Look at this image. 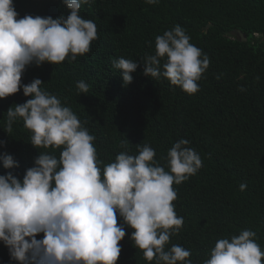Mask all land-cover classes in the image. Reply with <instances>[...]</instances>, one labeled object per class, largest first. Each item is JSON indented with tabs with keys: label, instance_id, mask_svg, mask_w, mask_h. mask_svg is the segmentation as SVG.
<instances>
[{
	"label": "trees",
	"instance_id": "trees-1",
	"mask_svg": "<svg viewBox=\"0 0 264 264\" xmlns=\"http://www.w3.org/2000/svg\"><path fill=\"white\" fill-rule=\"evenodd\" d=\"M14 5L19 17L69 14L62 0H14ZM80 15L97 25L90 52L75 61L32 64L22 84L39 78L43 91L70 107L96 137L98 159L105 165L120 152L136 155L147 144L167 170L168 150L182 138L189 141L187 147L196 150L203 166L173 185L178 193L173 204L184 225L166 247L179 244L191 251L193 264H203L218 239L250 229L264 251V0H160L157 5L94 0L81 6ZM177 24L210 59L193 95L166 78L144 75L143 59L155 54V37ZM120 57L139 65L131 83L125 84L113 67ZM81 80L89 86L87 93L77 89ZM30 98L21 89L0 99V140L6 142L0 154L7 152L19 163L11 170L0 165V174L12 171L22 179L40 152L60 155L61 149L34 147L20 118L7 133L8 109ZM241 183L247 185L244 191ZM118 223H123L119 217ZM125 230L117 264H155L135 246L133 229L125 225ZM0 264H9L2 245Z\"/></svg>",
	"mask_w": 264,
	"mask_h": 264
},
{
	"label": "clouds",
	"instance_id": "clouds-1",
	"mask_svg": "<svg viewBox=\"0 0 264 264\" xmlns=\"http://www.w3.org/2000/svg\"><path fill=\"white\" fill-rule=\"evenodd\" d=\"M92 2L62 0L69 14L53 18L19 17L14 0H0V99L21 89L31 97L8 109L7 133L20 118L32 133L34 147L61 149L59 157L40 152L22 179L12 171L0 174V245L8 251L9 264H117L127 225L146 261L193 264L190 250L179 244L166 247L184 225L173 204L178 196L173 185L203 166L196 150L187 147L189 141L182 138L168 150L167 170L147 144L136 155L122 151L105 165L98 159L96 137L70 107L43 91L39 78L22 84V75L32 64L75 61L90 52L98 39L97 25L84 19L80 9ZM145 2L157 5L160 0ZM190 41L179 24L157 35L155 54L143 59L144 75L166 78L189 95L197 93L210 59ZM113 67L128 84L139 65L120 57ZM76 86L80 93L89 90L83 80ZM5 144L0 140V147ZM0 165L5 170L19 167L7 152L0 154ZM246 187L240 184L241 191ZM203 264H264V251L256 232L244 229L218 239Z\"/></svg>",
	"mask_w": 264,
	"mask_h": 264
},
{
	"label": "water",
	"instance_id": "water-1",
	"mask_svg": "<svg viewBox=\"0 0 264 264\" xmlns=\"http://www.w3.org/2000/svg\"><path fill=\"white\" fill-rule=\"evenodd\" d=\"M211 25H212L211 23L208 24V27H210ZM238 33H239V35L242 37V40H243V41H247V40H248L247 35H246L242 30H238Z\"/></svg>",
	"mask_w": 264,
	"mask_h": 264
},
{
	"label": "rangeland",
	"instance_id": "rangeland-1",
	"mask_svg": "<svg viewBox=\"0 0 264 264\" xmlns=\"http://www.w3.org/2000/svg\"><path fill=\"white\" fill-rule=\"evenodd\" d=\"M234 35H237V34L234 33ZM260 37L263 38V40H264V36H260Z\"/></svg>",
	"mask_w": 264,
	"mask_h": 264
}]
</instances>
